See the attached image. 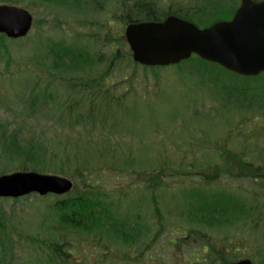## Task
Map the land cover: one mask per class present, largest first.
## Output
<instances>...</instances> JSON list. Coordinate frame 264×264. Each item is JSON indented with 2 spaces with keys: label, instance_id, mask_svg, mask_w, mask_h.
<instances>
[{
  "label": "rangeland",
  "instance_id": "rangeland-1",
  "mask_svg": "<svg viewBox=\"0 0 264 264\" xmlns=\"http://www.w3.org/2000/svg\"><path fill=\"white\" fill-rule=\"evenodd\" d=\"M230 1L233 2L234 9L240 4V0H225L223 3L228 5ZM0 2L29 9L35 20L39 21V26H34L32 30V36L46 45L62 39L70 41L76 34L96 31L98 26L94 22L112 19L116 4V0H97L98 7L95 9L69 11L58 10L40 0ZM160 2L172 9L192 7V11H197L207 0ZM217 3L216 1L215 4ZM234 9H226L225 13L215 15L213 20L230 19ZM80 19L86 21L80 22ZM114 29L115 33L119 30L116 24ZM39 30L43 35L41 40H38ZM6 43L8 45L0 48V132L4 129L7 133L19 130L23 135V143L28 140L29 133L35 132L38 134L34 139L41 143L52 145V142L59 141L65 144L63 132L51 128L54 123V117H51L53 111L45 107L41 115L31 116L25 100L32 87H39V90L49 87L47 92L57 93V102H60L63 100L62 96L66 95L67 88L58 81L59 78L48 80L47 73L39 67L36 66L33 72L25 67L37 65L35 50L29 42L7 40ZM40 61L43 63L42 57ZM144 70L146 69L143 67H128L126 72L116 67L113 80L107 86L119 85L121 91L118 94H121L128 85L126 80L135 74L133 89L137 88L139 94L127 97L115 114L126 126V131L122 132L123 136H119L117 141H122L120 145L124 147V151L130 147L129 144L132 145L138 160L145 162L143 167L147 169L144 172L150 169V165L154 164L155 167L156 159H162L161 165L165 168L162 185L154 183L150 192H146L142 187L148 186L146 178L141 179L139 174L132 171L120 173L107 170L108 175L103 176H107V190L116 194L118 199H125V195L123 197L120 194V190H125L128 195L127 204L133 205L136 210L145 201L140 211L141 222L146 225L145 232L138 243L122 246L111 242H106V245L98 243L97 238L91 235L76 236L67 233L66 239L76 251L74 256L67 257V264H220V261H213L208 256L211 249L205 245L206 242L221 245L226 243L221 242L225 238L232 241V246L239 248L237 254L240 258H250L254 264H262L264 239L260 230L253 229L250 223L231 225L220 230L203 227L200 228L201 232L209 238L199 237L192 232L197 227L188 222L182 211L181 201L184 190L195 187L225 189L242 194L240 196H245L247 200L255 197L264 201V186L248 177L221 174L213 177L216 184L210 186L203 181L209 173L216 174L215 168L220 163L215 157L218 155L222 159V155L215 150L220 147L227 146L237 153L248 152L244 154V160L262 166L258 152L264 155V115L256 113L259 112L258 107L251 111L241 108L242 98L238 96L237 107L232 105V110L225 107V99L222 102L220 100L221 104H215L211 97L214 94L210 95L206 85L201 87L196 81L214 80L218 74L220 80H231L237 85L249 86L253 89L251 93L258 96L264 90V74L255 78L244 77L224 72L210 64L186 61ZM205 70L208 74L203 76ZM39 74L42 75V80H37ZM141 94L146 97L141 98ZM251 100L255 99L252 97ZM127 101H130L132 107L129 108ZM49 110L52 112L48 113ZM67 145L72 147L75 144L68 142ZM80 145L83 148H95L94 144L90 147L86 142ZM252 150L255 151L250 154ZM228 155L227 153L225 158ZM33 164L35 163H29L28 168L37 167ZM21 166V159H9L0 148V174L16 171ZM80 166V163L56 161L52 167L43 164L41 169L51 174L52 168H64L71 175ZM141 168L139 166L138 170H142ZM155 171L152 170L151 173L155 174ZM72 179L78 187L81 185L79 178ZM138 182L142 188L137 186ZM52 199L50 196L44 201L37 195L18 202L0 199V264H42L47 260V253L41 251L38 241L33 239H49L48 227L53 217L48 204ZM154 199L158 200L157 206L160 209L157 215L154 213ZM127 204L126 201L123 202L121 210H125ZM184 235L187 236L185 239ZM207 256L209 258L205 260Z\"/></svg>",
  "mask_w": 264,
  "mask_h": 264
},
{
  "label": "trees",
  "instance_id": "trees-1",
  "mask_svg": "<svg viewBox=\"0 0 264 264\" xmlns=\"http://www.w3.org/2000/svg\"><path fill=\"white\" fill-rule=\"evenodd\" d=\"M0 1L5 2L7 0ZM40 1L51 4L50 6H55L58 10L73 11L98 7L97 0ZM216 1L217 4H215ZM224 1L215 0L211 2L207 0L199 6L197 11H192V7H181L183 10L175 9L168 13L166 10L170 8L163 6L160 0H116L113 18L104 22H94V25L98 26L96 31L88 34L86 32L76 34L70 41L62 39L52 41L48 45L37 41L33 38L32 33L26 38L18 40L19 42H29L35 50L34 59L37 65L25 67H29L33 72L37 66L47 73L48 80L59 78L58 81L67 88L66 95L62 96L63 100L60 102H57V99L59 100L56 98L57 93L47 92L49 87L40 90L39 87L35 89L32 87L25 100L31 116L39 113L41 115L45 107L53 111H51L52 113L50 110L48 111L51 113V117H54L51 128L63 132L65 144L59 141L52 142V145L41 143L37 141L38 139H34L38 134L35 132L29 133L28 140L23 143V135L19 130L7 133L4 129L0 132L2 153L9 159H21L22 166L19 168L21 170L46 172L43 171L45 169H41L42 165L52 167L56 161L81 164L71 175L64 168H61L62 170L52 168L53 173L79 178L81 185L78 187L74 182L73 190L67 194L41 197L44 201L50 196L53 197L48 204L50 215L53 217V221L48 227L49 239L45 237L33 239L38 241V248L47 253V260L42 264H67V257L75 255L76 251L72 248V243L66 239L67 233L76 236L91 235L97 238L98 243H104V245L106 242L120 246L122 244L133 245L141 240L146 225L141 222L140 211L145 201L141 204V208L136 210L133 205L127 204L128 195L125 190H120L121 196L124 197L125 195V199H118L116 194L109 192L105 179L107 176H103L108 175L107 170L119 171L120 173L132 171L139 174L141 179L146 178L148 182V186H142L146 192H150L154 183L162 185L161 180L164 177L163 170H165L164 166L161 165L162 159H156V164L159 162V165L155 164V167H153L154 164L150 165L148 166L150 169L144 172L147 169L143 167L145 162L141 163L138 160L132 145L127 142L130 147L124 151V147L120 145L122 141L119 143L117 141L119 136H123L122 132L126 131V126L115 114L120 110L119 107L123 106L127 97L138 95L139 92H137V88L133 89L136 82L134 73L129 80H126L128 85L121 94H118L121 91L119 85L107 86V84L113 80L116 67H120L126 72L128 67H134V69L143 67L146 69L144 71L154 68L141 66L133 61L124 37V26L132 22L160 21L166 14L170 13L194 21L200 26L203 24L206 26L216 21L213 20L215 15L225 13L226 9H234L233 2L230 1L227 5V3H223ZM84 21L86 20L80 19V22ZM38 24L39 21L35 20L34 26ZM114 24L119 28L116 33ZM38 36V40L43 37L40 30ZM6 41V36L0 34V48L6 46ZM41 57L43 63L40 61ZM186 62L210 64L228 72L197 56ZM207 74L208 72L205 70L203 76ZM125 77L127 76L125 75ZM37 80H42L41 74L37 76ZM196 81L201 87L206 85L210 95L211 93L214 94L211 97L215 104H221L220 100L222 102L225 99V107L232 110V105L237 107L236 96H238V98H242L243 105L241 104V108H247L248 111H251L258 107L259 112L256 113L264 115V90L258 96H254L251 93L253 89L249 86H240L231 80H220L218 74L214 80ZM158 84L159 82H157ZM54 89L56 90V87ZM143 97L146 96L141 94V98ZM252 97L255 100H251ZM127 105L129 108L132 107L130 101H127ZM48 113L46 115H49ZM68 142L75 145L70 147L67 145ZM84 142L88 143L90 147L94 144L95 148L81 147L80 144ZM215 151L222 155V159L218 155L215 157L220 164L215 168V175L209 173L207 178L203 179L206 181V185L216 184L212 180L213 177L223 174L224 176L231 175L240 178L248 177L264 186L263 154L258 152L263 164L256 166L254 163L244 160V154L248 152L237 153L227 146L220 147ZM253 151L255 150L249 153L251 154ZM227 153L229 155L225 158ZM29 163H35L33 165H37V167L28 168ZM139 166H142V170H138ZM152 170H156L155 174L151 173ZM137 186H140V183ZM214 188L197 189L195 187L191 190H184L181 206L188 222L197 227L192 232L199 237L209 238L207 234L201 232L203 227L220 230L231 225L250 223L253 229L260 230L264 239V201L255 197L247 200L245 196H240L242 194ZM28 197L13 200L18 202L26 200ZM123 200L127 204L125 210H121V204L125 203ZM153 201L154 213L157 215L160 213L157 206L158 200L154 199ZM186 237L183 236L184 239ZM221 242L226 243L218 245L215 242H206L205 247L211 249L208 256H211L213 261H220V264H231L240 258L237 254L239 248L232 246L231 240L225 238ZM235 254H237L236 257H234ZM208 256L205 260L209 258ZM255 263L257 264V262ZM262 264H264V254Z\"/></svg>",
  "mask_w": 264,
  "mask_h": 264
},
{
  "label": "water",
  "instance_id": "water-1",
  "mask_svg": "<svg viewBox=\"0 0 264 264\" xmlns=\"http://www.w3.org/2000/svg\"><path fill=\"white\" fill-rule=\"evenodd\" d=\"M32 25L33 15L28 9L0 4V33L21 38ZM125 34L133 60L146 66L177 64L195 54L240 75L264 72V0H241L230 20L217 21L205 28L169 16L160 22L131 23ZM73 186L68 177L36 171L0 175V197L65 194ZM233 264L253 262L244 258Z\"/></svg>",
  "mask_w": 264,
  "mask_h": 264
},
{
  "label": "flooded vegetation",
  "instance_id": "flooded-vegetation-1",
  "mask_svg": "<svg viewBox=\"0 0 264 264\" xmlns=\"http://www.w3.org/2000/svg\"><path fill=\"white\" fill-rule=\"evenodd\" d=\"M105 1H106V0H105ZM164 4H166V3H163V6H165ZM167 5H168V4H167ZM165 7H167V6H165ZM167 8H170V9L166 10L168 13L171 12V10H175V9L183 10L181 7H177V8H175V9H172L169 5H168ZM169 15H172V14H166L165 17H168ZM165 17H164V18H165Z\"/></svg>",
  "mask_w": 264,
  "mask_h": 264
}]
</instances>
